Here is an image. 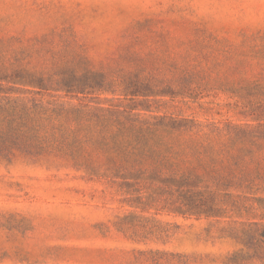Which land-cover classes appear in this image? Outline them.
<instances>
[{
	"label": "rangeland",
	"instance_id": "374dc122",
	"mask_svg": "<svg viewBox=\"0 0 264 264\" xmlns=\"http://www.w3.org/2000/svg\"><path fill=\"white\" fill-rule=\"evenodd\" d=\"M9 37L71 44L114 77L201 65L200 99L163 109L200 120L238 122L241 98L264 99V0H0V39ZM82 175L0 164V264H210L236 249L215 239L217 227L208 233L206 219L151 209L142 213L147 227L122 225L139 221V209ZM159 230L169 236L157 238Z\"/></svg>",
	"mask_w": 264,
	"mask_h": 264
},
{
	"label": "trees",
	"instance_id": "16d2710c",
	"mask_svg": "<svg viewBox=\"0 0 264 264\" xmlns=\"http://www.w3.org/2000/svg\"><path fill=\"white\" fill-rule=\"evenodd\" d=\"M202 73L175 61L114 77L71 44L0 39V164L83 172L139 209V221L122 225L147 227L142 213L151 209L206 219L208 233L217 227L215 239L236 247L210 264H264V99L241 98L238 122L163 111L197 102ZM159 231L157 238L169 236Z\"/></svg>",
	"mask_w": 264,
	"mask_h": 264
}]
</instances>
